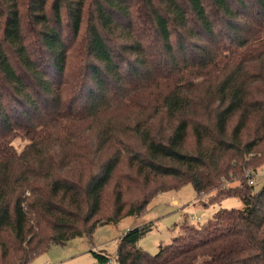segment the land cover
<instances>
[{
  "label": "trees",
  "instance_id": "trees-1",
  "mask_svg": "<svg viewBox=\"0 0 264 264\" xmlns=\"http://www.w3.org/2000/svg\"><path fill=\"white\" fill-rule=\"evenodd\" d=\"M256 25L264 0H0V264H30L188 183L243 207L185 219L155 254L136 245L154 224L132 227L114 257L92 250L94 264H264ZM120 103L145 114L127 125L133 141L112 119L82 134Z\"/></svg>",
  "mask_w": 264,
  "mask_h": 264
},
{
  "label": "rangeland",
  "instance_id": "rangeland-1",
  "mask_svg": "<svg viewBox=\"0 0 264 264\" xmlns=\"http://www.w3.org/2000/svg\"><path fill=\"white\" fill-rule=\"evenodd\" d=\"M255 26V24H254ZM260 29L261 42H264V26ZM79 47V42L75 44ZM257 49L255 48V51ZM259 51H264V45L260 46ZM249 51L243 46L240 49L241 53ZM255 53V52H254ZM77 57L70 60V66L75 65ZM253 63L250 69L253 67ZM257 70L259 67L256 68ZM256 69H252L254 72ZM76 75H71L66 86V94L72 95L73 89L71 84L74 83ZM143 97L151 98L149 94L142 93ZM110 107L102 117L97 119L92 126V129H87L86 126H80L81 132L91 140H95L97 131L104 125L105 121L112 119L116 126H119L116 131L117 135L123 136L126 140H134V135L128 129L127 125L134 123L136 120L145 116L140 115V110L131 107L127 103ZM28 140L23 137H17L14 144L19 150L25 148ZM254 190L259 191L264 184V164L258 169L254 177ZM206 202V204L204 203ZM243 201L237 195L227 196L220 203H210L206 197L198 198L197 192L188 183L176 191H164L154 197L146 211L139 215H127L117 221H112L99 225L93 232L92 236L87 235L77 236L68 242L62 244H52L50 248L43 253L37 255L30 264H94L95 258L92 250H104L113 257L116 255L118 241L122 234L132 227L153 223V229L136 243L139 248H142L152 254L159 251L161 243L171 242L174 236L181 233V223L187 221L194 225H202L207 223L214 214L221 208H242Z\"/></svg>",
  "mask_w": 264,
  "mask_h": 264
},
{
  "label": "built area",
  "instance_id": "built-area-1",
  "mask_svg": "<svg viewBox=\"0 0 264 264\" xmlns=\"http://www.w3.org/2000/svg\"><path fill=\"white\" fill-rule=\"evenodd\" d=\"M49 264V263H48Z\"/></svg>",
  "mask_w": 264,
  "mask_h": 264
}]
</instances>
